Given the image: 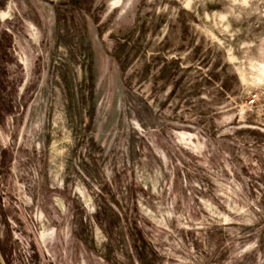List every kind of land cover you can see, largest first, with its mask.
Returning a JSON list of instances; mask_svg holds the SVG:
<instances>
[{
    "label": "rangeland",
    "instance_id": "obj_1",
    "mask_svg": "<svg viewBox=\"0 0 264 264\" xmlns=\"http://www.w3.org/2000/svg\"><path fill=\"white\" fill-rule=\"evenodd\" d=\"M0 264H264V0H0Z\"/></svg>",
    "mask_w": 264,
    "mask_h": 264
}]
</instances>
